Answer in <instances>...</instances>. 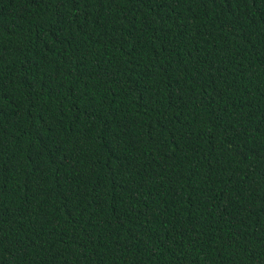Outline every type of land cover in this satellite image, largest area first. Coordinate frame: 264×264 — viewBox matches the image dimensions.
<instances>
[{"label": "trees", "instance_id": "1", "mask_svg": "<svg viewBox=\"0 0 264 264\" xmlns=\"http://www.w3.org/2000/svg\"><path fill=\"white\" fill-rule=\"evenodd\" d=\"M0 264H264V0H0Z\"/></svg>", "mask_w": 264, "mask_h": 264}]
</instances>
